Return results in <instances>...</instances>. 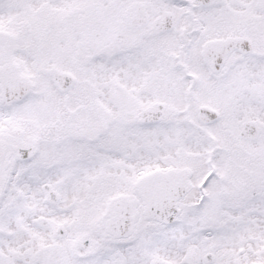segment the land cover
<instances>
[{
	"label": "snow or ice",
	"instance_id": "snow-or-ice-1",
	"mask_svg": "<svg viewBox=\"0 0 264 264\" xmlns=\"http://www.w3.org/2000/svg\"><path fill=\"white\" fill-rule=\"evenodd\" d=\"M0 264H264V0H0Z\"/></svg>",
	"mask_w": 264,
	"mask_h": 264
}]
</instances>
